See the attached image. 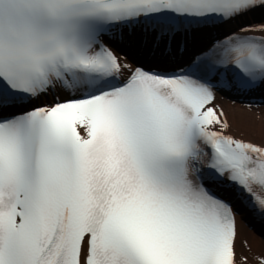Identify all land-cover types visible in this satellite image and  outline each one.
I'll return each mask as SVG.
<instances>
[{
  "label": "snow or ice",
  "instance_id": "1",
  "mask_svg": "<svg viewBox=\"0 0 264 264\" xmlns=\"http://www.w3.org/2000/svg\"><path fill=\"white\" fill-rule=\"evenodd\" d=\"M190 31L171 72L125 51ZM257 90L264 0H0V264H264V135L216 103Z\"/></svg>",
  "mask_w": 264,
  "mask_h": 264
},
{
  "label": "bare ground",
  "instance_id": "2",
  "mask_svg": "<svg viewBox=\"0 0 264 264\" xmlns=\"http://www.w3.org/2000/svg\"><path fill=\"white\" fill-rule=\"evenodd\" d=\"M260 22L262 21L257 20L252 21L251 23L256 24ZM257 34L259 35V33ZM156 49L158 48H153V50ZM163 52L164 50L161 53L153 54V56H157ZM189 52L190 51L186 49L185 53ZM134 55L139 57L136 53H134ZM167 57L170 60L173 58L171 53H169ZM143 59H147V57H144ZM136 60L138 61V59ZM217 103L222 105L228 113L229 120L232 124V132L235 135L243 136L244 138L253 139L255 141H259L261 136L264 135V104H253L250 107H247L244 103L231 100L221 94L217 98ZM237 224L240 239L242 241H247V248L245 251L250 248L251 252H248L250 256L264 252V233L252 228L250 229V227L243 223V221H239ZM260 233L263 236H261ZM252 264H254V262H252Z\"/></svg>",
  "mask_w": 264,
  "mask_h": 264
}]
</instances>
